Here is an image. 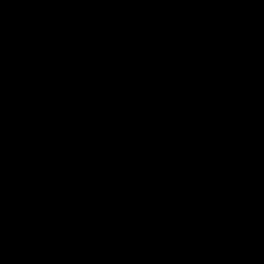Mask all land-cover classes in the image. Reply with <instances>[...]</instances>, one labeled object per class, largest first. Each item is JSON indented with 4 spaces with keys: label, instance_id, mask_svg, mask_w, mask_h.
Wrapping results in <instances>:
<instances>
[{
    "label": "water",
    "instance_id": "1",
    "mask_svg": "<svg viewBox=\"0 0 264 264\" xmlns=\"http://www.w3.org/2000/svg\"><path fill=\"white\" fill-rule=\"evenodd\" d=\"M0 264H264V0H0Z\"/></svg>",
    "mask_w": 264,
    "mask_h": 264
}]
</instances>
